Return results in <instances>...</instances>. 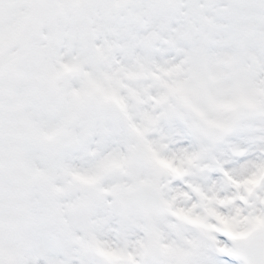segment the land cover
<instances>
[{
    "label": "snow or ice",
    "instance_id": "snow-or-ice-1",
    "mask_svg": "<svg viewBox=\"0 0 264 264\" xmlns=\"http://www.w3.org/2000/svg\"><path fill=\"white\" fill-rule=\"evenodd\" d=\"M0 264H264V0H0Z\"/></svg>",
    "mask_w": 264,
    "mask_h": 264
}]
</instances>
